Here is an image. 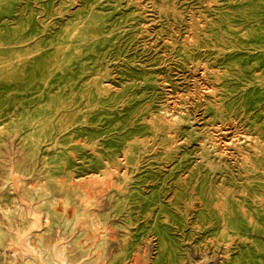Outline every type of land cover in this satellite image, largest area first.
<instances>
[{
    "label": "rangeland",
    "instance_id": "374dc122",
    "mask_svg": "<svg viewBox=\"0 0 264 264\" xmlns=\"http://www.w3.org/2000/svg\"><path fill=\"white\" fill-rule=\"evenodd\" d=\"M0 228V264H264V0H0Z\"/></svg>",
    "mask_w": 264,
    "mask_h": 264
},
{
    "label": "bare ground",
    "instance_id": "6f19581e",
    "mask_svg": "<svg viewBox=\"0 0 264 264\" xmlns=\"http://www.w3.org/2000/svg\"><path fill=\"white\" fill-rule=\"evenodd\" d=\"M26 194V191H25ZM27 195V194H26ZM28 196V195H27ZM29 197V196H28ZM30 200H34L33 198L29 197ZM34 204V203H33ZM32 204V205H33ZM17 207V206H16ZM37 207H40V205H38ZM41 208V207H40ZM22 211V210H21ZM21 214V213H20ZM69 218V217H68ZM48 230H46L43 233L40 234H36L34 236V241H33V245L37 248V251L40 255L45 256L46 259H50L51 255H52V245L57 242L56 239H54L51 236V221L49 219H47L46 221ZM9 230H5V229H1L0 228V244L3 242V240L6 238L7 234H8ZM80 236H78V238L74 239L70 245H65L64 243L60 244V249L59 251L61 253H63L64 255H66V257L69 260L70 264H87L88 262H84L82 260H79V258L77 257V255L79 254V252L81 253H86L88 250L85 249L84 247L81 246V239H79ZM59 240H61L59 238ZM92 241V240H91ZM89 241V242H91ZM69 242V241H68ZM89 245V244H88ZM87 245V246H88ZM10 252V251H9ZM17 258V257H16ZM36 258H40L38 255L36 256ZM11 260V259H10ZM38 261V260H37ZM36 261V262H37ZM36 262L34 261V259H26V261L22 264H36ZM12 263V262H11ZM20 263V262H19ZM21 264V263H20ZM54 264H58L57 261H55ZM89 264V263H88Z\"/></svg>",
    "mask_w": 264,
    "mask_h": 264
}]
</instances>
